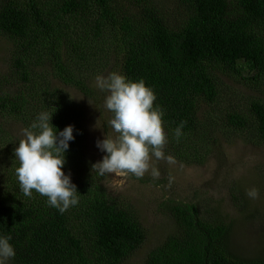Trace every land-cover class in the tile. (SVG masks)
Instances as JSON below:
<instances>
[{"label":"trees","instance_id":"trees-1","mask_svg":"<svg viewBox=\"0 0 264 264\" xmlns=\"http://www.w3.org/2000/svg\"><path fill=\"white\" fill-rule=\"evenodd\" d=\"M175 3L171 15L165 0H0L12 46L0 79V246L12 264H127L148 238L88 161L85 111L54 80L94 99L93 79L114 60L111 113L134 151L161 142L204 165L223 137L264 145V101L228 106L221 79L264 77V0ZM10 123L48 167L21 158ZM199 205L172 202L173 231L140 264H264V250L236 249L233 224Z\"/></svg>","mask_w":264,"mask_h":264},{"label":"rangeland","instance_id":"rangeland-1","mask_svg":"<svg viewBox=\"0 0 264 264\" xmlns=\"http://www.w3.org/2000/svg\"><path fill=\"white\" fill-rule=\"evenodd\" d=\"M165 3L167 11L176 14L175 0ZM11 49V44L0 36V79L4 81L11 72ZM116 65L113 60L104 73L93 79L94 99L58 80L53 83L85 111L88 161L104 170V184L109 192L118 202L136 210L147 231L146 243L127 264L142 263L173 231L169 212L172 202L197 203L210 214L217 210L234 226L232 241L236 249L258 257L264 250V145L223 137L204 165L181 163L161 142L157 145L148 141L146 152L125 148L111 113L115 86L121 77ZM258 78L256 72L221 77L222 100L238 108L255 100L264 101V77ZM9 130L26 163L40 162L48 167L33 138L21 125L10 123ZM110 151H114L117 162L110 159ZM0 264H12L1 246Z\"/></svg>","mask_w":264,"mask_h":264}]
</instances>
